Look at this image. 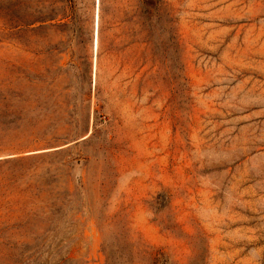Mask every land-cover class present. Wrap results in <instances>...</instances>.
Wrapping results in <instances>:
<instances>
[{"label":"rangeland","instance_id":"rangeland-1","mask_svg":"<svg viewBox=\"0 0 264 264\" xmlns=\"http://www.w3.org/2000/svg\"><path fill=\"white\" fill-rule=\"evenodd\" d=\"M120 9L0 0V264H264V0H162L156 73Z\"/></svg>","mask_w":264,"mask_h":264},{"label":"trees","instance_id":"trees-1","mask_svg":"<svg viewBox=\"0 0 264 264\" xmlns=\"http://www.w3.org/2000/svg\"><path fill=\"white\" fill-rule=\"evenodd\" d=\"M119 9L114 3L109 5L106 0H99L98 35L100 39L109 28L108 18L115 17ZM120 10L123 16L121 23L126 29L125 45L133 47L149 44V55L142 53L140 58L132 61V67L140 62L138 66L140 68L149 62L146 71L158 72L161 63L162 0H124Z\"/></svg>","mask_w":264,"mask_h":264},{"label":"bare ground","instance_id":"bare-ground-1","mask_svg":"<svg viewBox=\"0 0 264 264\" xmlns=\"http://www.w3.org/2000/svg\"><path fill=\"white\" fill-rule=\"evenodd\" d=\"M97 3H98V0H97ZM97 18L98 17L96 16V21H95V34H94V50L95 51L97 49V40H98V21H97Z\"/></svg>","mask_w":264,"mask_h":264}]
</instances>
